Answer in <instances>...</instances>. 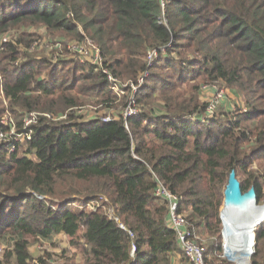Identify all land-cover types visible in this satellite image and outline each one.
I'll return each mask as SVG.
<instances>
[{
	"label": "trees",
	"instance_id": "trees-1",
	"mask_svg": "<svg viewBox=\"0 0 264 264\" xmlns=\"http://www.w3.org/2000/svg\"><path fill=\"white\" fill-rule=\"evenodd\" d=\"M72 41L97 46L102 64ZM0 76V120L11 115L19 131L29 112L67 114L39 115L14 152L0 144V243L11 248L0 264H32L31 240L60 233L74 251L63 261L44 251L37 264H173L183 252L160 183L206 264H232L221 237L230 172L264 204V0H0ZM214 83L238 107L192 119ZM85 106L113 118L82 121ZM254 233L251 264H264V220Z\"/></svg>",
	"mask_w": 264,
	"mask_h": 264
},
{
	"label": "built area",
	"instance_id": "built-area-1",
	"mask_svg": "<svg viewBox=\"0 0 264 264\" xmlns=\"http://www.w3.org/2000/svg\"><path fill=\"white\" fill-rule=\"evenodd\" d=\"M57 48L61 47V44H57ZM68 49L77 52L81 59L89 58L93 63L95 64H102V54L100 49L95 46L93 43L90 41L85 43H78V42H70L68 45ZM156 50L152 51L148 57V62L149 65L152 64L154 57L156 56ZM85 54V55H83ZM54 57L58 55V52H54ZM148 75V71L143 73V75L139 78L138 80V85H133V91L134 93L137 92L139 86L144 82L145 78ZM110 80L115 83V88L118 89V84H117V79L114 78L113 76H109ZM223 100V94L220 92H215L212 95L211 101L208 103L207 109L205 114L201 117H193L192 119L196 120H201V121H207V119H211L218 108V106L221 104ZM84 109V107H80L77 110ZM76 110V112H77ZM137 113V109L135 107V101L132 100L128 107L124 110V117L127 118L131 115H134ZM44 115L48 119L52 121H62L65 120L67 114L58 116L54 115L52 113H38L36 111L29 112L22 120V130L19 131L17 122L15 119L9 115L6 114L4 117L1 118L0 120V125L4 126L5 128H0V144L1 143H8L10 147V152H14L16 148V144L19 142H23L25 138H30V133H31V125L34 123L39 115ZM82 116L81 114H79ZM83 118V116H82ZM98 120L108 122L112 120L113 118V113L109 115H104L100 117H94ZM66 122V121H65ZM27 135V136H26ZM156 194L162 195L168 202L169 206V221H170V227L176 231V235L178 238V241L180 243L184 259L186 260V264H206L204 253H205V247L199 245L195 239L194 235L191 231V229L187 225V221L185 218L179 214L178 212V197L173 194L171 191H169L164 185L161 183L159 184L158 188L156 189ZM97 203L92 202L89 204L90 209H95ZM225 221V225L223 228L224 232V243H223V252L225 256L227 255V259L229 262L232 264H247V262L250 263V257L254 253V248H255V234L253 231V236L250 238L246 237H238L237 239L232 238L231 242L227 241V233L226 230L228 229V222L224 219L223 217V223ZM121 228H125L122 223L119 224ZM258 226V225H257ZM256 226V227H257ZM255 227V228H256ZM255 230V229H254ZM228 232V231H227ZM229 232H232L231 229H229ZM132 235V233L130 232ZM226 237V238H225ZM42 239V238H41ZM40 239V240H41ZM43 241V240H41ZM45 242V241H44ZM47 243V242H46ZM5 246H7L8 249V244L5 245V243H2V248L0 247V253L1 251L5 250ZM250 252H249V251ZM132 253L136 251V245H132ZM6 252V251H5ZM249 252V253H248ZM3 256V255H2ZM0 256V257H2ZM247 258V261L245 259ZM37 261V260H36Z\"/></svg>",
	"mask_w": 264,
	"mask_h": 264
},
{
	"label": "rangeland",
	"instance_id": "rangeland-1",
	"mask_svg": "<svg viewBox=\"0 0 264 264\" xmlns=\"http://www.w3.org/2000/svg\"><path fill=\"white\" fill-rule=\"evenodd\" d=\"M33 30H34V28H31V27L29 28L30 33H37L38 37L41 35V38H39L38 40L44 41V42L47 40L48 37H47V34L44 31H42V30L33 31ZM72 42H74V41H72ZM83 55H85V54H83ZM87 57H89V56H87ZM205 85L206 86H204V90L202 91V94H201L203 99H206V100H208L210 102L211 99H212V95L215 92L218 91V92L223 94V100H222L220 106L218 107V109L220 107H226V106H230L232 109H236L238 107L237 104L240 103V100H238V97L236 95H234V92L232 90H228V88L223 87V85H219L218 83L205 84ZM207 85H210V86H207ZM0 93L3 94V80H2L1 76H0ZM118 93L123 94L124 91L123 92L119 91ZM76 113L78 115L81 114L82 116H84L82 121H86V120L94 119V117H100V116L112 114L113 111L108 110L106 108L96 109L95 107H92V106H85L84 109L77 110ZM196 115L197 114H195L194 116H191V117H195ZM226 221L228 222L229 226H228V229L226 230L227 238L226 237L225 238L227 239L228 242H231L233 237H234V239H237L239 237V235H237V232H235V229H233L232 224L228 220H226ZM224 225H225V221L223 223V220H222V229H221L222 248H223V243H224V232H223ZM229 229H231L232 232H229ZM253 231L250 230V236L251 237L253 236L252 235ZM240 237L248 238V235L243 236V234H242ZM39 238H38V240H36V239L33 240L32 239L31 243L29 245L30 254L33 256V259H34L32 264L33 263L37 264L36 260L38 259L39 256L44 255V251H50V252L54 253L53 250H54L55 246H54L53 243H59L60 244V247L56 248V249H58V250H56L57 254L56 255L54 254V258L56 259V261H63L66 256H70L71 255L68 252H66V254L63 255L62 251H64L65 248H71L72 251H74V248H72L69 245V240L67 238H55V240H53V238L50 239V240H46V239H41L40 238L43 241H41ZM255 242H256V238H255ZM5 245H7V244L5 243ZM0 247H1V249H3L2 248V242L0 243ZM10 249H11L10 247H8V249H7V246H5V250L1 251L0 256L4 255L5 251H9ZM223 257H225L227 259V255L225 256L224 252H223ZM78 259H79V257H78ZM247 264H251V257H250V263L247 262Z\"/></svg>",
	"mask_w": 264,
	"mask_h": 264
},
{
	"label": "water",
	"instance_id": "water-1",
	"mask_svg": "<svg viewBox=\"0 0 264 264\" xmlns=\"http://www.w3.org/2000/svg\"><path fill=\"white\" fill-rule=\"evenodd\" d=\"M260 210L263 211L257 216H261L262 222L264 220V204H258L255 188L252 187L247 192H243L236 171L232 170L224 190L223 207L221 209L222 220L224 214H226L234 224L241 225L245 221L252 220Z\"/></svg>",
	"mask_w": 264,
	"mask_h": 264
},
{
	"label": "bare ground",
	"instance_id": "bare-ground-1",
	"mask_svg": "<svg viewBox=\"0 0 264 264\" xmlns=\"http://www.w3.org/2000/svg\"><path fill=\"white\" fill-rule=\"evenodd\" d=\"M263 210H260L257 214H255L256 216L253 217L252 220H249V221H245L243 222L241 225H236L234 224L230 219L229 217L224 214V217L226 220H228L231 224H232V227L233 229H235V232H237V235H239V237L243 234V236H250V230L253 231L254 228L259 225L261 223V219L260 218L261 216H257V215H260L262 213ZM253 235V234H252ZM251 237V236H250ZM249 251V250H248ZM250 252V251H249ZM248 252V253H249ZM245 261H247V258L245 259Z\"/></svg>",
	"mask_w": 264,
	"mask_h": 264
},
{
	"label": "crops",
	"instance_id": "crops-1",
	"mask_svg": "<svg viewBox=\"0 0 264 264\" xmlns=\"http://www.w3.org/2000/svg\"><path fill=\"white\" fill-rule=\"evenodd\" d=\"M55 238H67V239L70 241L69 236H68L67 234H65V233L57 234L56 236L53 237V240H55ZM53 244H54V245L56 244V246H55V248H54V250H53L54 254L56 255V254H57V251H56V250H58V249H56V248L60 247V244H59V243H53ZM65 250H67V252H68L69 254H71V252H72V249H71V248H65ZM62 252H63V251H62ZM185 263H186V262H185L183 256L180 255V254H177V255L173 258V264H185Z\"/></svg>",
	"mask_w": 264,
	"mask_h": 264
}]
</instances>
